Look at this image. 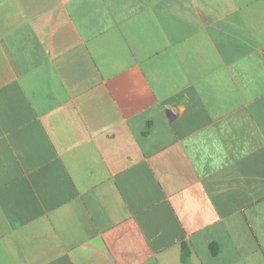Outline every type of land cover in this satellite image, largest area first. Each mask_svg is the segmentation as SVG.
<instances>
[{
    "label": "crops",
    "instance_id": "0c3cea01",
    "mask_svg": "<svg viewBox=\"0 0 264 264\" xmlns=\"http://www.w3.org/2000/svg\"><path fill=\"white\" fill-rule=\"evenodd\" d=\"M0 264H264V0H0Z\"/></svg>",
    "mask_w": 264,
    "mask_h": 264
},
{
    "label": "trees",
    "instance_id": "16d2710c",
    "mask_svg": "<svg viewBox=\"0 0 264 264\" xmlns=\"http://www.w3.org/2000/svg\"><path fill=\"white\" fill-rule=\"evenodd\" d=\"M215 247H216L215 242H212L210 245V248L213 250ZM188 255H189V250L187 248V245L183 244V246H182V257H183V259L184 260L187 259Z\"/></svg>",
    "mask_w": 264,
    "mask_h": 264
}]
</instances>
